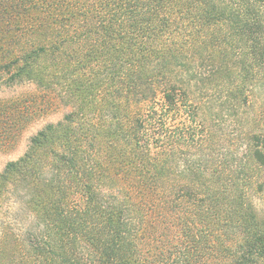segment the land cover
<instances>
[{
  "label": "trees",
  "instance_id": "16d2710c",
  "mask_svg": "<svg viewBox=\"0 0 264 264\" xmlns=\"http://www.w3.org/2000/svg\"><path fill=\"white\" fill-rule=\"evenodd\" d=\"M0 66L69 108L0 174L52 264H264V0H0ZM207 105L254 119L228 176L180 169Z\"/></svg>",
  "mask_w": 264,
  "mask_h": 264
},
{
  "label": "rangeland",
  "instance_id": "374dc122",
  "mask_svg": "<svg viewBox=\"0 0 264 264\" xmlns=\"http://www.w3.org/2000/svg\"><path fill=\"white\" fill-rule=\"evenodd\" d=\"M11 75L0 66V174L7 163L16 161L24 154L32 136L47 124L59 121L69 111L56 92L42 90L27 81L11 80ZM250 81L252 90L247 93L249 105L251 113H256L250 115H254L256 120L255 115L259 114V72H251ZM207 95L206 101L216 104L217 101L210 99V94ZM210 107L205 111L199 110V120L188 132L205 139V144L199 147L196 143L189 147L182 142L177 149L180 169L194 164L206 167L209 174L213 167L221 164L225 168H220V174L228 176L230 166L245 157L247 138L244 130L248 127L254 129L250 125L254 119L249 126L243 124L239 128L228 112L222 111L217 116L213 114L216 109L211 112ZM238 114L242 112L238 111ZM185 125V115L182 113L168 121L170 131L174 127L185 130ZM198 138H194L195 142ZM250 175L254 180L261 177L257 168H253ZM250 199L256 210L264 214V194L253 192ZM42 230L43 226L35 219L34 213L23 203L21 191L0 186V264H52L50 256L41 252L44 246L39 233Z\"/></svg>",
  "mask_w": 264,
  "mask_h": 264
}]
</instances>
